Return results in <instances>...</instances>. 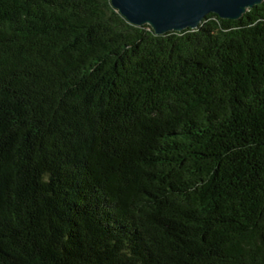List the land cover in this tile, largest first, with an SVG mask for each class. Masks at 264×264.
Returning <instances> with one entry per match:
<instances>
[{
	"label": "trees",
	"instance_id": "obj_1",
	"mask_svg": "<svg viewBox=\"0 0 264 264\" xmlns=\"http://www.w3.org/2000/svg\"><path fill=\"white\" fill-rule=\"evenodd\" d=\"M111 4L0 0V264H264V0Z\"/></svg>",
	"mask_w": 264,
	"mask_h": 264
},
{
	"label": "water",
	"instance_id": "obj_2",
	"mask_svg": "<svg viewBox=\"0 0 264 264\" xmlns=\"http://www.w3.org/2000/svg\"><path fill=\"white\" fill-rule=\"evenodd\" d=\"M112 7L134 26L149 25L157 36L198 30L209 14L240 20L263 0H111Z\"/></svg>",
	"mask_w": 264,
	"mask_h": 264
}]
</instances>
